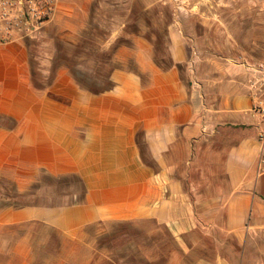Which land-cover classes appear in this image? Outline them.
I'll return each mask as SVG.
<instances>
[{
    "label": "crops",
    "instance_id": "0c3cea01",
    "mask_svg": "<svg viewBox=\"0 0 264 264\" xmlns=\"http://www.w3.org/2000/svg\"><path fill=\"white\" fill-rule=\"evenodd\" d=\"M79 6L59 0L51 25L73 35ZM161 50L132 37L91 91L0 40V264H102L98 239L123 236L125 264H264L258 61L201 53L175 24Z\"/></svg>",
    "mask_w": 264,
    "mask_h": 264
},
{
    "label": "rangeland",
    "instance_id": "374dc122",
    "mask_svg": "<svg viewBox=\"0 0 264 264\" xmlns=\"http://www.w3.org/2000/svg\"><path fill=\"white\" fill-rule=\"evenodd\" d=\"M14 1L16 19L0 20V36L10 33L9 39L21 38L30 50L34 71L51 59L55 68L65 67L73 78L96 90L110 85L108 76L117 65L119 47L137 36L152 39L161 52L166 28L174 24L201 53L226 57L229 49L228 57L238 63L264 58V0H76L80 6L71 22L76 27L73 35L51 25L54 10L36 26L26 13L34 4L39 6L38 0ZM121 229V235L126 234ZM129 239H98V246L106 250L100 255L102 264H125L126 249L134 245ZM113 250L119 252L111 254Z\"/></svg>",
    "mask_w": 264,
    "mask_h": 264
},
{
    "label": "built area",
    "instance_id": "2783aa9c",
    "mask_svg": "<svg viewBox=\"0 0 264 264\" xmlns=\"http://www.w3.org/2000/svg\"><path fill=\"white\" fill-rule=\"evenodd\" d=\"M39 6L30 7L27 15L34 20L37 26L42 24L52 13L55 0H38ZM32 2V1H31ZM14 0L0 1V20H15L12 15V9L16 7ZM32 4V3H31ZM34 26V25H33ZM7 29V28H6ZM9 28L8 31L9 32ZM10 33L0 36V40H8ZM251 77L249 78V89L254 98L252 111L258 115L264 125V58L251 66ZM258 139L260 142V153L257 161V173L264 174V126L259 132Z\"/></svg>",
    "mask_w": 264,
    "mask_h": 264
},
{
    "label": "trees",
    "instance_id": "16d2710c",
    "mask_svg": "<svg viewBox=\"0 0 264 264\" xmlns=\"http://www.w3.org/2000/svg\"><path fill=\"white\" fill-rule=\"evenodd\" d=\"M52 68L53 69H56L55 67H54V62H52ZM71 74V73H70ZM73 77V76H72ZM34 79H33V81H34V83H39L38 81H37V78H36V76H34L33 77ZM74 80L79 84V85H81V86H83V87H85V88H87V89H89V90H91V91H98V90H96V89H92L91 87H88V86H86V85H84L82 82H80L79 80H77V79H75L74 78ZM99 90H102V89H99Z\"/></svg>",
    "mask_w": 264,
    "mask_h": 264
}]
</instances>
